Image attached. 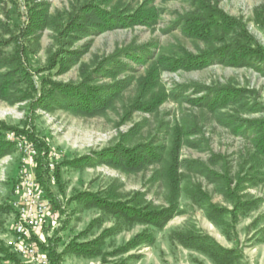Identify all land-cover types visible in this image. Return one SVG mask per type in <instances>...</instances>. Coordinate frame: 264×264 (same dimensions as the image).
<instances>
[{
  "label": "rangeland",
  "instance_id": "obj_1",
  "mask_svg": "<svg viewBox=\"0 0 264 264\" xmlns=\"http://www.w3.org/2000/svg\"><path fill=\"white\" fill-rule=\"evenodd\" d=\"M204 1L233 18L253 38L243 40V44L258 45L264 51V0ZM35 3H45L50 15L48 24L24 42L28 48L25 65L37 87L47 78L62 84L87 80L91 85H118L122 89L107 107L94 114L58 103L48 108L35 106L34 98L23 97L27 86L18 81L9 99L0 97V127L7 126L5 139L12 141L7 137L14 134L32 142L37 150L30 158L12 141V149L0 157V247L12 252L9 242L22 194L17 189L22 190L25 178L31 176L51 199V219L56 223L54 228H44L42 246L54 245L61 252L72 239L90 241L111 230L101 248L106 253L135 236L143 235V240L127 253L107 255L109 263L220 264L198 246L187 247L179 240L180 235H188L209 237L231 250L227 264H264V166L255 156L256 131L250 125L264 119V62L250 59L245 65H232L215 59L201 68L162 69L152 88L141 82L158 58L199 56L213 49L183 30L186 17L197 12L199 0ZM90 4L123 14H132L146 4L156 9L157 16L150 24L103 31L82 22L87 26L85 33L64 32L70 21L81 19L80 9ZM27 21L25 0H0V40L9 39ZM232 38L233 34L224 42L228 45ZM224 42L214 45L219 48ZM14 53V44L0 49V82L12 69L9 60ZM60 54L69 59L63 71L58 66L51 68ZM222 88L241 94L222 108H209V101ZM142 93L146 101L158 95L165 99L155 109L145 110ZM179 132L183 164L178 172L179 191L173 195L166 168ZM40 142L44 148L38 146ZM122 146L158 147L162 158L136 169L100 160V154ZM52 155L56 156V167L50 171ZM41 156L43 181L36 173ZM84 192L95 196L101 206L121 202L140 211L173 209V213L160 225L129 221L76 198ZM64 253L62 264H102L100 256ZM3 259L0 253V263H9Z\"/></svg>",
  "mask_w": 264,
  "mask_h": 264
},
{
  "label": "trees",
  "instance_id": "obj_2",
  "mask_svg": "<svg viewBox=\"0 0 264 264\" xmlns=\"http://www.w3.org/2000/svg\"><path fill=\"white\" fill-rule=\"evenodd\" d=\"M25 1L28 21L17 27V33L12 32V36L9 39L0 40V49L10 44L15 45V53L9 60L12 69L3 74L0 82V97L9 99L12 95L11 89L13 85L18 81L27 86V90L23 93V97L26 99L34 98L33 104H35V106L48 108L51 104L58 103L73 111L86 114H94L103 110L109 105L110 101L121 92V86L91 85L92 83H87V80L80 84H62L49 81L47 78L41 80L40 87L36 86L33 77L25 65L24 60L26 59L28 48L24 42L28 37H35V35L48 24L50 15L47 12L45 3H35V0ZM99 1L109 3L112 0ZM146 4L138 8L132 14H123L118 9L107 10L102 8L99 4L86 5L80 9L81 19L78 21H70L69 24L65 26L64 32H68V34L71 32L85 33L87 26L83 25L82 22L93 24L94 30L97 31L130 26L135 23L150 24L156 20L157 13L155 11L156 9L153 7L147 8ZM197 4V12L186 17L183 30L189 36L202 39L208 44H211L213 49L199 56L185 55L180 59L160 57L148 71L147 77L142 79L141 84L146 82L149 87L153 88L158 83L159 74L162 69H177L179 67L185 69L201 68L215 59L232 65H245L250 59L264 62V51L258 45L252 46L243 44V40L246 39L250 42L253 38L246 31L241 29V26L238 25L233 18L218 11L204 0H199ZM262 9L264 11V7ZM258 17L260 18V15H258ZM232 34L234 38L236 36L239 37V40L232 38L233 42L227 45L224 41ZM215 42H224V45L216 48L214 45ZM71 55L75 56L73 53ZM67 58L68 56L66 57L63 54H60L58 58L55 57L51 68L58 66L60 71H63V64H65V61L67 62L69 60ZM38 93H40L39 97L37 96ZM146 93H148V91H146ZM240 94L241 92L238 90L222 88L209 101L208 106L211 109L222 108L231 101L237 100ZM158 96L159 97L153 96L151 100L146 101V95L142 93L140 100H143V109H155L165 99L163 95ZM250 125H252L256 131L253 138L255 156L259 158L261 161L260 164L264 166V119L252 121ZM6 129L7 126L2 124L0 127V157L13 147V142L5 139L4 132ZM29 136L33 138L32 134H29ZM181 140L182 136L179 132L177 140L173 142L170 149L169 163L166 168L167 179L174 190L173 195L177 194L179 191L180 176L178 172L179 167L183 164V161L179 159V150L182 145ZM38 146L44 148V142H40ZM100 155L102 156L100 157L101 161L122 165L130 169L141 168L146 163L155 162L162 158V153L159 151V148L152 146L138 147L137 149L125 148L122 146L110 149ZM39 159L40 166L36 168V173L39 176V180L43 181V174L41 171L44 157L41 156ZM76 198L85 200L95 206H101L99 200L95 196L93 198V196L87 192L81 193ZM101 207L129 221H142L155 225L162 224L171 217L173 213V209L157 212L140 211L136 207L124 205L121 202H106ZM110 231L111 230H105L101 235L90 241L78 242L76 239H72L67 245V249L61 252H59L54 245H43L42 247L47 251L49 264H62L63 254H65L64 252L66 251L89 257L100 256L102 264H123L117 262L109 263L106 256L129 252L140 244L141 240H143V235L135 236L123 246L110 253H106L103 252L101 248L104 244V237ZM179 240L187 247L198 246V248L203 249L220 264L231 262L229 256L232 254V251L221 247L209 237L195 239L192 236L180 235ZM0 253L4 255L3 260H7L9 262L8 264H21L16 254L9 251L7 248L0 247Z\"/></svg>",
  "mask_w": 264,
  "mask_h": 264
},
{
  "label": "built area",
  "instance_id": "obj_3",
  "mask_svg": "<svg viewBox=\"0 0 264 264\" xmlns=\"http://www.w3.org/2000/svg\"><path fill=\"white\" fill-rule=\"evenodd\" d=\"M7 138L16 142L28 157L37 155L36 147L32 142L24 138L18 139L14 134L8 135ZM55 157L53 156L48 164L50 171L56 167ZM25 179L23 189H17L22 194L17 202V219L9 246L25 264H49L47 251L41 243L44 242V228L47 225H52L54 228L56 225L55 220L51 219V199L47 197L43 185L36 178L29 176Z\"/></svg>",
  "mask_w": 264,
  "mask_h": 264
}]
</instances>
